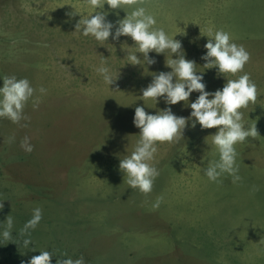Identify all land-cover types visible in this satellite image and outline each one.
<instances>
[{
    "label": "rangeland",
    "instance_id": "rangeland-1",
    "mask_svg": "<svg viewBox=\"0 0 264 264\" xmlns=\"http://www.w3.org/2000/svg\"><path fill=\"white\" fill-rule=\"evenodd\" d=\"M141 2L156 27L177 35L209 92L226 83L217 69L202 68L209 30L229 32L250 52L244 71L258 97L242 111L245 122L257 120L260 137L237 146L241 180H208L204 169L219 154L211 137L205 140L217 129L189 123L180 141L159 145L153 191L129 188L119 161L139 139L135 108L155 114L171 107L181 117L192 111L184 102L145 105L141 98L154 73L171 71L165 55L150 53V66L127 65L131 37L101 45L73 34L81 16L68 14L93 12L84 0H0V76L47 89L38 108L26 106L27 127L0 118V223L14 219L12 239L0 241V264H28L42 250L54 253L52 264L61 257L86 264H264V0H134L132 7ZM104 11L113 23L127 15L108 5ZM104 58L119 77L113 91L96 71ZM25 136L31 153L20 146ZM157 197L163 199L153 207ZM35 207L43 219L25 248L20 229Z\"/></svg>",
    "mask_w": 264,
    "mask_h": 264
},
{
    "label": "clouds",
    "instance_id": "clouds-1",
    "mask_svg": "<svg viewBox=\"0 0 264 264\" xmlns=\"http://www.w3.org/2000/svg\"><path fill=\"white\" fill-rule=\"evenodd\" d=\"M84 3L93 9V12L81 14L72 7L75 12L68 15L81 16L75 24L73 34L91 36L101 45L107 43L110 37L113 40H119L121 36L131 37L134 46L128 49L135 51H126L127 56L123 60L127 61V65L150 66L156 63V60L150 57V53L165 55L166 66L171 71L154 73L152 82L141 89V98L145 105L149 99L157 104L159 99L163 98L166 105L184 102L185 107L192 109L189 117H181L177 116L171 107L158 110L155 114L146 112L144 106L135 108L133 123L140 130L139 135H135L139 139L134 150L119 161V169L129 188L138 189L145 195L153 191L154 183L160 175L156 167L159 145L180 141L189 123L192 128L198 124L202 129H217L205 140L208 144V138L211 137V144L219 154V158L209 161L204 169V175L208 180L217 182L222 176L228 175L233 183L240 181L237 146L251 143L260 137L257 120L249 118L251 122H245L242 111L250 104H255L258 97L257 84L250 74L244 71L251 60L250 52L243 45L235 43L229 32L209 30L206 36L209 39L204 45L206 53L201 57L205 61L202 68L217 69V76L226 80L222 89L209 92L206 90L202 75L204 72L197 70V63L194 60L186 58L182 42L176 39L177 35L171 36L164 28L156 27V17L147 11L142 2L135 4L134 7H132L134 0H84ZM126 4L132 7L130 12L125 10ZM105 5L111 10L123 9L127 13L126 17L118 19L115 23L109 21L107 19L109 13L104 11ZM138 53L143 55V59H140ZM108 59L104 58L96 71L111 89L119 77H116L107 64ZM0 79L3 80V87H0V118L27 127L26 123H21L28 119L25 115L26 106L31 102L33 108H38L40 97L47 94V89L34 88L29 79L18 78L15 75L0 76ZM194 92H198L199 95L194 102H190ZM14 140V136L9 138L10 142ZM20 146L27 153L34 151V145L28 136L23 138ZM162 199L163 197H157L153 207H159ZM42 219V208H33L31 218L20 229V234L24 237L23 247L28 248L32 245L31 233ZM13 228L14 219L9 215L6 223H0V241L11 240ZM53 256L55 255L52 251L42 250L40 255L33 256L28 264H52ZM56 264L86 262L83 257L75 260L61 257Z\"/></svg>",
    "mask_w": 264,
    "mask_h": 264
}]
</instances>
